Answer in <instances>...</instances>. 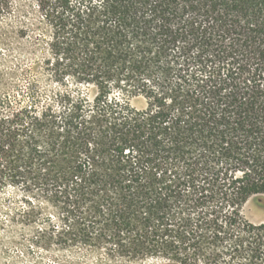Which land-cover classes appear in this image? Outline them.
<instances>
[{
  "label": "trees",
  "instance_id": "obj_1",
  "mask_svg": "<svg viewBox=\"0 0 264 264\" xmlns=\"http://www.w3.org/2000/svg\"><path fill=\"white\" fill-rule=\"evenodd\" d=\"M37 1L57 89L0 93L4 229L70 264H264V0Z\"/></svg>",
  "mask_w": 264,
  "mask_h": 264
},
{
  "label": "rangeland",
  "instance_id": "obj_2",
  "mask_svg": "<svg viewBox=\"0 0 264 264\" xmlns=\"http://www.w3.org/2000/svg\"><path fill=\"white\" fill-rule=\"evenodd\" d=\"M5 1L8 7L0 13V93L26 90L32 84L47 98L57 86L47 70L50 32L46 13L37 0ZM89 93L93 94L90 90ZM132 105L140 110L146 108L143 99L133 101ZM242 214L253 224L263 223L264 201L258 197L250 199ZM3 223L6 222L0 216V264H70L65 258L32 247L30 232L5 230L9 223ZM91 261L87 264H95ZM143 264L171 263L151 260Z\"/></svg>",
  "mask_w": 264,
  "mask_h": 264
}]
</instances>
